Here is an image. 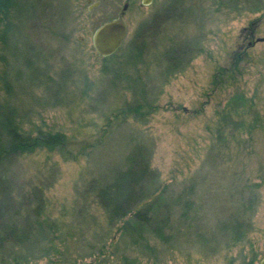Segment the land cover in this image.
Returning <instances> with one entry per match:
<instances>
[{"label":"rangeland","instance_id":"374dc122","mask_svg":"<svg viewBox=\"0 0 264 264\" xmlns=\"http://www.w3.org/2000/svg\"><path fill=\"white\" fill-rule=\"evenodd\" d=\"M125 2L128 36L103 58L94 31ZM250 27L264 38V0H40L28 40L21 27L10 34L12 92L0 82V104L6 119L24 116V128L61 131L68 143L4 168L0 264H261L264 41L248 46ZM136 104L140 115H124ZM140 163L154 177L128 236L99 191ZM29 225L17 244L10 229Z\"/></svg>","mask_w":264,"mask_h":264},{"label":"trees","instance_id":"16d2710c","mask_svg":"<svg viewBox=\"0 0 264 264\" xmlns=\"http://www.w3.org/2000/svg\"><path fill=\"white\" fill-rule=\"evenodd\" d=\"M39 1L40 0H0V82L3 85L6 96L12 92L10 89L12 82L7 73L3 70L7 65V57L4 51L8 45L10 34L18 27H21L24 32V40H28L26 26L38 8ZM144 48L145 46L143 43L133 44L130 51V64L137 65L142 62ZM39 51L42 52L41 50ZM117 54L118 53L113 56ZM107 67L108 65L105 70H108ZM122 74L124 78H127L128 73L124 72ZM128 78H130V76H128ZM133 81L134 84L128 85V87L135 90V85L138 86L136 84L138 81ZM8 107L9 105L5 99V102L0 104V189L5 188V191L8 190L9 179L6 178L4 168L11 165L18 156L34 153L40 149L54 151L57 148L65 147L68 143L67 135L61 131H53L52 129L43 128L42 126H34L30 129L24 128L26 119L24 116L16 115L15 118L6 119L5 114ZM141 111L142 106L136 104L127 106L126 109L123 110V113L124 115L132 114L137 116L141 114ZM153 177L154 172L149 164L140 163L136 169L135 167H129L120 172L110 185L99 191V197L103 206L109 210V222L112 224L121 222L122 224L119 229L123 230V233L128 236H131L133 232L130 218H138L139 222L144 220L140 212L133 213L132 207L137 205L141 200L139 192L142 190V184L153 179ZM4 208L5 205L3 207L0 206V213ZM129 215H131L130 218ZM32 228L33 227L29 225L25 228L13 227L10 230L17 244H25L31 238ZM162 230L163 228L160 227L155 230V234L159 238L163 237ZM102 253L104 254V252ZM124 264L136 263L130 262L127 257H125ZM249 264H253V262Z\"/></svg>","mask_w":264,"mask_h":264},{"label":"water","instance_id":"95a60500","mask_svg":"<svg viewBox=\"0 0 264 264\" xmlns=\"http://www.w3.org/2000/svg\"><path fill=\"white\" fill-rule=\"evenodd\" d=\"M150 3L151 0H143L144 5H149ZM128 7L129 3L125 2L118 16L104 21L95 29L93 45L101 57L108 58L113 56L122 48L126 41L129 26L125 20V14ZM257 41H264V38H258ZM261 264H264V260H262Z\"/></svg>","mask_w":264,"mask_h":264},{"label":"flooded vegetation","instance_id":"af4514ba","mask_svg":"<svg viewBox=\"0 0 264 264\" xmlns=\"http://www.w3.org/2000/svg\"><path fill=\"white\" fill-rule=\"evenodd\" d=\"M141 3L143 4V0H140ZM155 0H151V3L149 5H151ZM129 5H130V2H128ZM144 5V4H143ZM129 8V7H128ZM245 30V33L249 34L250 36V39L249 42H248V46H253L257 41V39L253 40L254 39V36H255V32L253 31V27H250V28H244ZM264 260V259H263Z\"/></svg>","mask_w":264,"mask_h":264}]
</instances>
